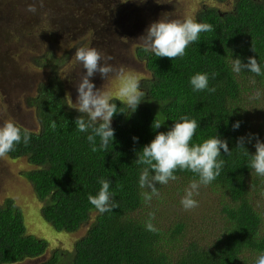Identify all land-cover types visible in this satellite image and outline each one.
<instances>
[{"label":"trees","instance_id":"trees-1","mask_svg":"<svg viewBox=\"0 0 264 264\" xmlns=\"http://www.w3.org/2000/svg\"><path fill=\"white\" fill-rule=\"evenodd\" d=\"M194 19L213 25L214 31L202 32L182 58H159L145 52L143 45L135 47V56L148 71L141 81L145 97L136 111L130 112L112 96L118 111L124 113L112 118L114 141L107 151L92 152L89 133L77 130L75 119L84 114L69 107L62 80L52 74L59 59L53 54L36 59L37 66L51 67L52 75L27 100L38 128L31 130L15 123L22 131L27 129L31 139L27 147L17 145L8 157H24L33 165L21 174L41 203V217L55 230L73 232L91 218L85 233L74 242L67 264H256L264 254V177L249 167L255 140L244 145L250 155L237 147L239 137L260 133V128L251 126L253 112L249 106L258 102L250 99V94L264 88V75L232 71L233 59L247 63L249 57H255L264 71V0H230L226 9L201 7ZM197 73L208 74L214 93L193 91L190 78ZM182 116L199 124L193 144L218 136L231 150L227 155L221 149L220 159L225 165L208 185L220 196L221 203L211 210L198 209L203 213L200 230H217L210 244L201 243L192 232L194 209L176 213L163 225L158 219L172 202H180L189 183L198 177L189 171H177V180L156 185L159 196H154L150 204L143 202L144 190L139 187L144 166L136 163L137 155L157 132L170 130ZM155 118L165 122L153 130ZM52 121L55 130L50 127ZM237 121L240 126L234 130ZM101 177L111 181L110 191L119 203V208L104 214L87 199L98 193ZM149 213H155L151 222L156 232L145 228ZM47 247L45 239L26 231L20 206L7 197L0 204V264L41 256ZM61 258L62 254L54 250L37 264H58Z\"/></svg>","mask_w":264,"mask_h":264},{"label":"rangeland","instance_id":"rangeland-1","mask_svg":"<svg viewBox=\"0 0 264 264\" xmlns=\"http://www.w3.org/2000/svg\"><path fill=\"white\" fill-rule=\"evenodd\" d=\"M45 1V8L42 7L40 12L37 11V14L39 12L37 20L34 18L33 24L22 26L31 16V13L25 11L27 7L25 0H0V28L6 34L5 41H3V33L0 32V43L9 48L7 54L13 60L14 67L20 71H26L29 76L36 79L37 83H44L52 76L49 70L51 67L35 66L32 64L33 61H30L40 58L43 51L44 55L61 56L59 62H56L58 65L55 68L56 71L52 74L63 80L69 103L75 104L78 96L75 83L86 70L82 69L77 61L74 63L68 60V53L64 47L59 50H52L51 48L45 50L48 41L53 40L50 24L55 11L51 4L55 6V3L57 5L59 3L67 12L77 11L83 18L75 21L68 19L65 22L70 25L71 31L75 33L72 42L75 49L94 47L103 56L113 57L109 63L116 69L122 68L125 73H130L138 78L140 89L143 90L144 86L141 81L148 76V71L142 60L135 56L134 49L137 45H142L139 37L145 34L149 25L161 18L183 20L186 17H192L194 19L201 7L217 6L219 9H226L229 8L230 0L225 2L211 0H114L112 7L115 9L112 13L103 11L104 8L97 5L106 0H74L73 4L69 3L71 0ZM28 3L31 1L28 0ZM85 29L87 35L84 33ZM40 31L49 33L47 36L52 37V39L46 40L39 37ZM26 78L28 81H25V85L27 86L22 88H16L14 83L22 82L25 78L14 77L8 88L0 78V124L5 121H12L25 128L37 130L38 124L34 109L27 105V100L38 87L35 89L31 87L30 89L31 79ZM90 79L96 89H102L116 97L119 80L114 73H110L106 79L96 73ZM257 91L261 93V97L258 102H254L249 107L252 108L253 112L251 126L260 128L258 137L261 140L264 136V88L252 90L250 97ZM30 168H33V165L27 162L24 157L11 159L7 156L0 159V204L7 197L12 198L23 212L27 232L48 242L47 250L43 255L25 259L17 264H37L47 258L54 250L62 254L58 264H67L74 242L85 233L91 218L76 231L55 230L41 217V203L36 198L30 182L21 174V171ZM183 188L185 189L184 186ZM194 199L198 201L199 206L193 210L192 232L196 233L201 243L210 244L214 241L217 230L208 233L200 230V218L203 213L199 210L201 208L208 210L213 207L218 208L221 198L210 186H201L199 195L195 196ZM183 210L180 202H172L171 206L163 211L160 210L162 211L161 216L158 217L160 225L170 223L175 214Z\"/></svg>","mask_w":264,"mask_h":264},{"label":"clouds","instance_id":"clouds-1","mask_svg":"<svg viewBox=\"0 0 264 264\" xmlns=\"http://www.w3.org/2000/svg\"><path fill=\"white\" fill-rule=\"evenodd\" d=\"M26 12L36 14L37 3L43 6V0H32L28 3ZM214 31L213 25L209 23L197 22L192 17L183 20L163 19L153 22L146 29L145 34L139 37L142 42L143 50L151 52L159 58L176 59L182 58L186 54L187 47L197 42L202 32ZM253 51L254 48H252ZM74 59L82 66L83 72L78 82L75 83L78 96L76 103L70 102L69 107L75 108L80 114L75 119V125L79 132L89 133L87 141L92 152L107 151L110 143L114 141V129L111 121L115 114L124 113L118 111L116 103L112 102V95L96 89L91 79L96 73L104 79L110 73H114L119 80V87L116 97L121 104L125 105L130 112H135L138 105L145 97V92L140 89V81L124 70L116 69L109 63L113 59L111 56H103L94 47L76 48ZM103 61V62H102ZM247 70L256 75H264V71L255 57H249L247 63H243L239 58L233 59L232 71L240 74ZM216 73L212 74L215 78ZM190 85L193 91L207 90L209 93L216 91L215 87H209V76L206 73H197L190 78ZM261 93L255 92L250 99H260ZM157 117V116H156ZM165 121L155 118L152 124L153 130L161 128ZM240 126L237 121L233 124L236 130ZM50 127L56 129L55 121ZM199 124L195 119L182 116L176 121L170 130L157 132L154 139L145 145L139 152L136 163L144 166L139 175V187L144 190L141 192L142 200L145 204H150L154 196H159L157 184L167 185L170 181L177 180V171H189L198 179H193L185 189V194L180 203L185 211H190L199 206L194 199L199 195L201 186H208L220 174L225 165V161L220 159L221 149L227 155H231L226 140L218 136L203 140L202 143L193 144L192 140ZM99 138V145H97ZM31 133L24 129L21 130L14 122L5 121L0 124V159L6 158L8 154L16 149V146L23 143L27 147L30 143ZM255 140V153L249 154L245 149V143H252ZM137 142L138 137H133ZM237 147L250 155L249 167L260 176L264 177V142L255 134H248L247 137H239ZM101 185L96 195H89L88 201L93 208L100 214L111 212L114 208H119V203L114 199V194L110 191L111 181L101 177L98 180ZM155 218V213H149V219L145 223L147 231L156 232L157 229L151 222ZM27 231V230H26ZM256 264H264V254L256 260Z\"/></svg>","mask_w":264,"mask_h":264},{"label":"flooded vegetation","instance_id":"flooded-vegetation-1","mask_svg":"<svg viewBox=\"0 0 264 264\" xmlns=\"http://www.w3.org/2000/svg\"><path fill=\"white\" fill-rule=\"evenodd\" d=\"M32 2V0H30ZM75 1L71 0V4H73ZM114 0H106L105 2H102L101 4H97L98 6H102L104 9L103 11H109V12H113L115 8L112 7ZM46 3L45 0H43V6ZM51 4V3H50ZM39 3H37V9L40 12L41 8ZM52 9L55 11L54 12V16L51 18V31L53 34V40L52 41H48L45 50H48L49 48H51L52 50H59L61 48H65V51L68 53V60H71L75 63V59H74V55H75V47L73 46V36L75 35V33H73L71 31V27L70 25H68L67 23H65L66 21L69 20H73L74 21L76 19H83L80 16V13L77 11H66L64 7H62L59 3L58 5L55 3V6L53 4H51ZM45 8V7H44ZM95 9V8H94ZM97 10V9H96ZM38 12V14H39ZM38 14H31V16L24 22V24L22 26H29L31 24H33V20L34 18L37 20L38 18ZM72 16V17H70ZM25 19V18H24ZM0 32L3 33V41H5V33L2 30V28H0ZM85 35H87V30L85 29L84 31ZM47 34L49 33H43L42 31H40L39 33V37H43L46 40H51L52 37L47 36ZM1 41V40H0ZM9 51V48L2 46L0 43V78H2L1 80L4 82L6 88H8V86H10L12 83L11 81L13 80L14 77L19 76L22 79L25 78L22 82H18L14 83V86H16V88H22L25 85V81H28L26 77L31 79V85H30V89L31 87H33V89L37 88L40 84L42 83H37L36 79L29 76V74L26 71H20L19 69H17L16 67H14L13 65V60L9 58L7 52ZM44 55V51L43 53L40 54V56ZM55 57H57L59 60L61 58V56L59 55H54ZM32 64H34L35 66H37V61L36 59L33 60ZM60 78V77H59ZM62 80V79H61ZM63 82V80H62ZM1 88V87H0ZM65 88V85H64ZM66 91V88H65ZM33 92V91H31Z\"/></svg>","mask_w":264,"mask_h":264}]
</instances>
